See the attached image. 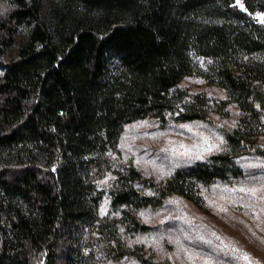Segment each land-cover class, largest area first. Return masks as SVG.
Returning a JSON list of instances; mask_svg holds the SVG:
<instances>
[{
	"label": "trees",
	"instance_id": "16d2710c",
	"mask_svg": "<svg viewBox=\"0 0 264 264\" xmlns=\"http://www.w3.org/2000/svg\"><path fill=\"white\" fill-rule=\"evenodd\" d=\"M6 2L0 20V264H60L64 258L75 264L70 240L75 247L85 228L97 242L111 241L112 227L142 232L147 227L134 212L154 206L155 196L191 199L188 183H230L243 176L241 157L264 158L256 134L264 63L255 58L264 52V25L255 22L264 0H242L246 10L235 0H56L46 17L42 0ZM25 23L33 24L28 39L6 60ZM192 76L223 89L239 109L237 125L223 131L224 149L175 169L163 182L130 164L114 166L111 157L128 123L209 120L205 94L181 86ZM225 106L221 100L217 112ZM107 175L110 208L118 215L98 219L103 192L96 182ZM142 187L149 191L141 193ZM123 255L140 264H171L133 249Z\"/></svg>",
	"mask_w": 264,
	"mask_h": 264
},
{
	"label": "rangeland",
	"instance_id": "374dc122",
	"mask_svg": "<svg viewBox=\"0 0 264 264\" xmlns=\"http://www.w3.org/2000/svg\"><path fill=\"white\" fill-rule=\"evenodd\" d=\"M55 2L56 0H42V17L47 16ZM7 10L6 0H0V20ZM32 27V23L18 27L6 60L13 57L19 46L28 39ZM255 58L264 63V52L255 54ZM3 70L0 67V75ZM181 86L192 93L205 94L209 104V120L161 125L155 118L145 117L128 123L124 125L118 142L119 152L111 157L114 166L130 164L145 177L163 182L175 169L204 160L224 149L223 131L234 128L231 123L235 121L237 125L239 120L236 103L223 89L214 83H207L199 76L185 78ZM221 100L226 101L223 113L217 112ZM182 124L187 127H180ZM256 134L257 145L264 148V112L257 124ZM202 137L208 138L214 145L211 151H205ZM217 137L222 138L223 143ZM198 156L203 158H197ZM239 162L243 168V176L233 182H217L208 186L190 182L186 191L191 199L171 193L163 198L155 196L152 207L140 208L135 212L132 209L140 224L147 227L142 232H125L122 227L115 231L112 227L109 237L113 239L98 243L97 239L89 238L88 229L85 228L78 236L80 239L75 240V247L70 240V259L75 260V264H109V261L111 264H140L134 256H122L125 251L133 249L137 256L171 264H203L204 258H210V264H246L241 258L243 252L250 255L253 264L257 261L264 264V211H261L264 202L238 191L241 187L259 188L260 184H264V158L247 154ZM253 176L256 180L252 179ZM110 180L111 176L107 175L96 182L97 189L103 192L97 207L98 219L117 216L110 208ZM147 191L149 190H145V187L141 188V193ZM258 194H264V189ZM101 206L105 208V215H101ZM114 237L122 240L121 248L116 245L117 238ZM137 238H141L142 242L128 246L129 241H136ZM103 245L108 246L109 254L108 251L107 254L103 252ZM233 248L240 251L233 252ZM183 249H187L189 254H197L195 262L187 259ZM169 256L172 258L169 259ZM65 261L64 258L60 264H67Z\"/></svg>",
	"mask_w": 264,
	"mask_h": 264
},
{
	"label": "snow or ice",
	"instance_id": "6c2138e0",
	"mask_svg": "<svg viewBox=\"0 0 264 264\" xmlns=\"http://www.w3.org/2000/svg\"><path fill=\"white\" fill-rule=\"evenodd\" d=\"M234 6H239L242 10H246L244 8V4L241 2V0H235V5ZM255 18L257 19V21L261 24H264V12H257L255 13ZM245 59H247V57H245ZM211 61H209L210 63ZM259 107V105L257 106ZM227 123V122H225ZM236 126V122L233 121L231 123V127H235ZM180 127L184 128L187 127V125H180ZM202 139L204 140V144H205V151H211V149L214 147L213 144H211L209 142V139L206 137H202ZM218 140H220L221 143H223L222 138L217 137ZM188 153L186 152L185 155H187ZM197 158H203L202 156H198ZM251 167H257V165H251ZM253 180H256V177L253 176L252 177ZM264 189V184H260L259 188H257L256 186H252V187H241L238 189L239 192L241 193H245L249 198H256L258 201L264 202V194H258L260 193V190ZM251 205H245V207H249ZM101 215H105L106 211L104 206H101ZM261 211H264V207L261 208ZM115 215H118V213H115ZM141 215H144V213H141ZM123 231V230H121ZM142 240L141 238H137L136 241H129L128 242V246H131L132 243H141ZM171 242V241H170ZM177 243H179L177 241ZM183 251L185 252V255L187 257L188 260L195 262V260L197 259V254L196 253H191L189 254L187 252V249H183ZM233 252H239V249L233 248L232 249ZM165 255H168L167 253H165ZM172 257L169 256V259H171ZM241 258L246 262V264H253V260L250 257V255L246 252L241 253ZM109 264H111V261H109ZM203 264H210V258H204L203 260ZM256 264H259V262L257 261Z\"/></svg>",
	"mask_w": 264,
	"mask_h": 264
},
{
	"label": "built area",
	"instance_id": "2783aa9c",
	"mask_svg": "<svg viewBox=\"0 0 264 264\" xmlns=\"http://www.w3.org/2000/svg\"><path fill=\"white\" fill-rule=\"evenodd\" d=\"M255 22L257 23V24H261V23H259L258 21H257V19L255 18ZM261 25H264V24H261Z\"/></svg>",
	"mask_w": 264,
	"mask_h": 264
}]
</instances>
